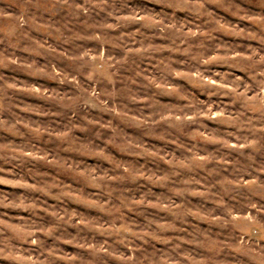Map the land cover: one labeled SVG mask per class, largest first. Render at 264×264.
<instances>
[{
	"label": "clouds",
	"instance_id": "clouds-1",
	"mask_svg": "<svg viewBox=\"0 0 264 264\" xmlns=\"http://www.w3.org/2000/svg\"><path fill=\"white\" fill-rule=\"evenodd\" d=\"M0 264H264V0H0Z\"/></svg>",
	"mask_w": 264,
	"mask_h": 264
}]
</instances>
